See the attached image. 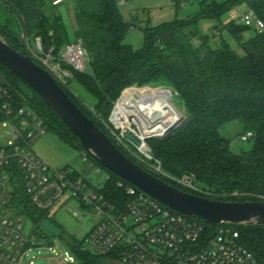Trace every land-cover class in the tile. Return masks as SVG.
<instances>
[{
	"label": "trees",
	"instance_id": "obj_1",
	"mask_svg": "<svg viewBox=\"0 0 264 264\" xmlns=\"http://www.w3.org/2000/svg\"><path fill=\"white\" fill-rule=\"evenodd\" d=\"M0 2L13 15L21 33L19 37L7 29H0L4 42L27 54L24 39L29 44L39 39L45 54L52 53L56 60L61 59L62 47L71 42L55 10L57 6H47L45 0ZM243 5L264 23V0H226L222 3L203 0L200 12L193 17L142 28L144 46L135 50L124 43L135 25L123 19L120 0H75V41L83 42L92 75L71 70L72 79L63 89L106 135L104 126L89 112L91 109L82 105L72 91L71 83L76 82L95 98L92 111L106 120L115 102L129 88L170 90L189 121L165 140H148L154 159L150 164L159 162L162 171L174 179L193 177L202 192L200 195L212 200L264 202V31H256L254 36L246 38L250 28L235 22L225 24L221 20ZM201 20L217 21L216 33L228 31L238 49L225 41L211 48V39L199 32ZM0 77L11 86L17 102H25L41 114L47 133L54 134L80 154L85 151L52 109L1 63ZM234 122L242 123L252 133L250 152H233L231 142L221 135V131ZM119 149L152 173L132 155L134 149L131 153ZM105 171L110 175L103 189L106 200L124 206L130 199L117 186L121 179ZM166 182L176 187L169 180ZM17 210L19 214L31 215L35 225L47 218L45 213L30 206L22 192ZM203 222L208 229L221 226ZM233 226L239 232L241 243L264 263V227ZM67 240L75 257L74 264H108V258L118 260L115 255L97 256L84 250L75 238Z\"/></svg>",
	"mask_w": 264,
	"mask_h": 264
},
{
	"label": "built area",
	"instance_id": "obj_2",
	"mask_svg": "<svg viewBox=\"0 0 264 264\" xmlns=\"http://www.w3.org/2000/svg\"><path fill=\"white\" fill-rule=\"evenodd\" d=\"M65 1L55 0L52 6ZM229 22L264 31V23L249 9L232 12ZM24 42L27 55L62 88H67L72 79L71 70L84 73L87 69L89 55L81 40L67 45L60 60L52 53L45 54L39 39L33 45L26 39ZM130 89L143 88H129L124 93ZM121 99L114 104L108 119L107 136L125 152L134 149L132 155L146 164L151 174L169 180L185 192L202 194L193 177L174 179L162 171L159 162L150 164L154 159L149 137L166 136L175 124L160 135L149 136L143 134L140 122L135 119H130L127 129H118L117 108ZM131 120L137 128H130ZM100 122L103 124V119ZM46 134L41 114L27 103L17 102L11 86L0 77V264H23L32 249L40 247L41 240L49 242L40 233L43 221L35 225L31 234L24 233L22 214L17 210L20 192L52 224L49 216L63 212L84 226L92 221L84 246L97 256L115 255L120 264H264L241 243L233 225L208 229L203 220L179 214L122 180L117 186L130 200L124 206L107 201L103 189L110 175L86 151L80 154L85 169L51 166L33 148L34 142ZM126 134L132 135L138 144L127 140ZM251 137L249 133L242 139ZM54 225L64 232L59 224ZM65 246L69 247V240ZM74 263L73 252L69 256L66 251L62 264Z\"/></svg>",
	"mask_w": 264,
	"mask_h": 264
},
{
	"label": "water",
	"instance_id": "obj_3",
	"mask_svg": "<svg viewBox=\"0 0 264 264\" xmlns=\"http://www.w3.org/2000/svg\"><path fill=\"white\" fill-rule=\"evenodd\" d=\"M0 63L33 90L80 141L83 149L105 170L173 211L216 225H257L264 227V202L215 201L180 190L147 172L126 156L96 123L69 97L58 82L27 54H22L0 38ZM169 136V135H167ZM149 137V140H165ZM125 138L138 144L130 134ZM41 227L61 237L63 231L45 220ZM69 256L72 252L68 246Z\"/></svg>",
	"mask_w": 264,
	"mask_h": 264
},
{
	"label": "rangeland",
	"instance_id": "obj_4",
	"mask_svg": "<svg viewBox=\"0 0 264 264\" xmlns=\"http://www.w3.org/2000/svg\"><path fill=\"white\" fill-rule=\"evenodd\" d=\"M201 1L203 0H127L126 5L124 7H120V12L125 22L133 23L135 27L128 32V34L125 37L124 43L127 45H131L135 50L142 48L144 46V34L141 30L142 28H145L146 26L156 27V26H161L165 23H171L175 20L187 19L188 17L193 16L197 14V12H199ZM215 1L223 2L225 0H215ZM45 2L47 6H51L48 0H45ZM72 4H73V0L71 1L68 0L63 5H60L55 9L66 27V31L70 42H74L76 40L74 34L75 19L72 8L73 5H75V3L73 5ZM230 14L231 13L222 17L221 20L223 23H225L228 20ZM217 25L218 22L214 20H201L198 26L200 34L202 36H208L211 39L210 41L211 48L213 49L217 48L219 47L221 41H225L233 49H238L237 43L235 42V40L232 38V36L229 34L228 31H221L220 34L216 33L215 27ZM2 28L7 29L16 36L21 37L20 29L13 15L0 2V29ZM255 34H256V30L250 29L245 36L246 38L248 37L250 38ZM30 44L33 45V43ZM64 50L65 48L62 47L61 50L62 56L64 54ZM85 74L89 76L92 75V69L89 65V62L87 63V69L85 71ZM146 88L152 90L162 89L164 91H168L171 93L170 97L167 98V102L170 105L171 111L176 115V117H178L179 121L177 122V124H175V126H173L169 130L170 134L168 135H172L175 132L179 131L181 128H183L185 124L189 121L188 116L184 108L174 97L172 92L164 87H157V88L145 87L143 89ZM71 89L75 93V95L81 99V101L83 102L82 105L91 109L89 110V112L96 120L100 122V120L103 119V124L102 122L100 123L101 125L104 126V128H106V126L108 125V120H106L104 116L102 117L101 115L97 114V112L92 111L96 103L95 98H93L91 95L86 93L76 82L71 83ZM123 93L120 96V98H122ZM131 124L132 126L130 128H137L133 124L132 120H131ZM248 134L249 132L245 129V126L240 122L231 123L221 131V135L231 142V150L235 153H241V152L247 153L252 150L253 139L248 138L245 141L242 139L244 136L245 137L248 136ZM42 138L34 142L33 148L36 152L37 151L39 152L40 150V148L37 147V144ZM150 146L151 145H149V148ZM72 150H68V149L60 150L55 146L48 145L45 147L44 152L50 153L51 156L57 157L58 159L61 158L62 160L67 158L68 156L67 151H68L70 155H73V158L69 161H65L64 165L68 164L70 166H76L79 169H85V165L81 160L80 153L75 155V153ZM91 174L92 176H95L94 173ZM21 217H22V223L24 225V233L31 234V232L36 227L35 222L33 221L31 215H28L27 213H22ZM49 219L54 224H59L61 228H63L64 230L63 237H55L47 233L45 230H40V233H42V235L47 237L49 242L46 243L44 240H41L40 247L33 248L23 264H29V261H34V264H62V261L66 254L65 242H67V239L69 238H75L79 243L82 244L84 250L88 251L87 248L84 246V238L91 228V224L93 223L92 221L91 223L89 222L86 226H84L82 222H80L79 220L72 217V215L66 212H63L61 214L54 213L53 215L49 216ZM108 264H120V263L118 260L114 258H108Z\"/></svg>",
	"mask_w": 264,
	"mask_h": 264
},
{
	"label": "bare ground",
	"instance_id": "obj_5",
	"mask_svg": "<svg viewBox=\"0 0 264 264\" xmlns=\"http://www.w3.org/2000/svg\"><path fill=\"white\" fill-rule=\"evenodd\" d=\"M169 97L170 93L162 89L126 91L117 108V128L127 129L132 118L140 122L145 136L160 135L179 121L167 102Z\"/></svg>",
	"mask_w": 264,
	"mask_h": 264
},
{
	"label": "crops",
	"instance_id": "obj_6",
	"mask_svg": "<svg viewBox=\"0 0 264 264\" xmlns=\"http://www.w3.org/2000/svg\"><path fill=\"white\" fill-rule=\"evenodd\" d=\"M55 0H48V2H49V4H51V6H52V3L54 2ZM66 1H68V0H66ZM65 1V2H66ZM69 1H71V0H69ZM126 1L127 0H120V2H123V4L122 5H120V7H124L125 5H126ZM215 1V0H214ZM226 1V0H225ZM64 2V3H65ZM224 2V1H223ZM63 3V4H64ZM75 3V0H73V4ZM218 3H222V2H218ZM63 4H61V5H63ZM72 4V5H73ZM60 6V5H59ZM58 7V6H57ZM73 15H74V5H73ZM244 8V9H243ZM248 10V8H247V6L246 5H243V6H241L240 8H238V9H236V10H234V11H236V12H239V13H242V12H245V11H247ZM199 12H200V10H199ZM199 12H197V14L199 13ZM234 13V12H233ZM196 15V14H195ZM194 16V15H193ZM193 16H190V17H193ZM190 17H188V18H190ZM187 18V19H188ZM74 19H75V15H74ZM182 20H186V19H182ZM180 21V20H179ZM174 22V21H173ZM229 22V18H228V20L225 22V24L226 23H228ZM172 23V22H171ZM166 24V23H165ZM153 27H155V26H153ZM75 29H76V23H75ZM75 29H74V32H75ZM75 42V41H74ZM71 43H73V42H71ZM131 46V45H130ZM61 57H62V55H61ZM48 145H51V146H55V147H57V148H59L60 150H66V149H68V150H72V148H70L68 145H66L64 142H62L57 136H55L54 134H50V133H48V134H46L40 141H39V143L37 144V147H39L40 148V150H39V152L37 151V153L48 163V164H50L51 166H53V167H62V166H65L64 165V163H65V161H69V160H71L72 158H73V155H70V153H68V151H67V154H68V156H67V158H65V159H62L61 160V158H57V157H53V156H51V154L50 153H46V152H44V149H45V147L46 146H48ZM36 147V148H37ZM74 153H75V155H77L78 154V152L77 151H75L74 149L72 150ZM66 165H68V164H66Z\"/></svg>",
	"mask_w": 264,
	"mask_h": 264
}]
</instances>
